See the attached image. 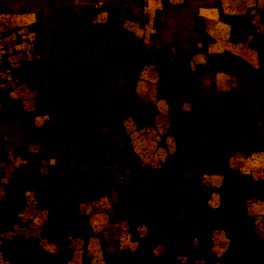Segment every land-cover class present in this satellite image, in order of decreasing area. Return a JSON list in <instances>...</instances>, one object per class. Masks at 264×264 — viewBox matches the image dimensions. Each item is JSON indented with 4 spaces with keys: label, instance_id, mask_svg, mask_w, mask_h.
Returning a JSON list of instances; mask_svg holds the SVG:
<instances>
[{
    "label": "rangeland",
    "instance_id": "374dc122",
    "mask_svg": "<svg viewBox=\"0 0 264 264\" xmlns=\"http://www.w3.org/2000/svg\"><path fill=\"white\" fill-rule=\"evenodd\" d=\"M198 1L0 0V264H264V0ZM145 105L204 171L168 239L114 184Z\"/></svg>",
    "mask_w": 264,
    "mask_h": 264
},
{
    "label": "trees",
    "instance_id": "16d2710c",
    "mask_svg": "<svg viewBox=\"0 0 264 264\" xmlns=\"http://www.w3.org/2000/svg\"><path fill=\"white\" fill-rule=\"evenodd\" d=\"M153 111H155L153 108L149 105H145L141 112V118L146 123L142 127V133L145 138L142 141L145 144V149L142 151L144 153L143 156H150V153L154 154L156 161L149 162V160L146 159L145 161L142 160L141 170L137 171L136 153L139 151V147L136 145L137 142H134V140L132 141V138L126 135L123 137L124 134L119 132L118 138L121 141L114 142L112 145L113 147H119V145H123V140H126V144L125 146L123 145L124 147L121 149L120 153L129 154L130 156L127 157L129 163H125L126 159L115 161L118 162L117 164H121L123 168H119L117 171L119 175L114 179V184L121 192L120 197H126V201L129 203L128 207L124 205V211L126 210L132 215L138 214L139 218L145 220H152V222L146 223L145 225L151 224L153 229L146 226V232L154 235L153 238L168 239L170 238L169 235L174 233L173 231L175 230L174 227L176 223L175 220L172 219L171 221V218H168L170 215L166 214L167 211L164 213V215L166 214L165 216L163 215L160 217L161 214L158 213V207L163 209L165 203H157L154 201V195L158 192V188H160L161 190L159 191L166 192L170 190L174 193L172 197H167L169 201L173 199L178 202L184 200L189 202L195 195L193 192H195L196 189L201 190L204 187V184L200 181L204 171L200 170V165L194 162L193 155L188 153V150L182 149L184 147H180V145L177 144L179 141L173 138L177 130V123L172 119L174 115H172V117L168 115L165 117L163 112L155 111V113H153ZM154 115L155 121L153 120L154 122L151 123V119ZM159 116H163V120H161ZM173 131L175 132L173 133ZM138 133L139 132H137V134ZM97 148L100 152H104L103 148L98 146ZM112 153L113 151L111 150L109 154L114 157L115 155ZM185 154L189 155L187 161H185ZM194 168L199 169L197 174V170ZM99 181L101 182L100 179ZM133 181H135V183ZM184 202L182 203L184 204ZM129 206L132 207L130 208ZM184 213L186 212H180L179 209L176 219H184L186 217ZM189 227V223L177 225V228L182 230L188 229ZM134 231H136L135 227H133L132 232L130 228L128 229V233L131 236L138 235L135 234ZM189 255L192 256L193 254L189 253ZM196 260H201V257L196 255ZM207 262L208 261H204L203 263Z\"/></svg>",
    "mask_w": 264,
    "mask_h": 264
},
{
    "label": "crops",
    "instance_id": "0c3cea01",
    "mask_svg": "<svg viewBox=\"0 0 264 264\" xmlns=\"http://www.w3.org/2000/svg\"><path fill=\"white\" fill-rule=\"evenodd\" d=\"M200 2H201V4H199V5H201L202 7H212V8H216V7H218V6H220L221 4V0H207V2H205V1H203V0H199ZM198 1V2H199ZM196 2H197V0H196ZM24 100H21L20 102H19V106L21 107V108H23V102ZM30 103H31V100H30ZM33 109H36L35 107H33ZM22 110H25V109H22ZM20 111H21V109H20ZM38 111V109H36V112ZM14 125H16L15 124V120H14ZM23 125V124H22ZM27 127H30L29 126V124L27 125ZM44 147V146H43ZM42 147V151L43 152H47L48 153V155H49V157L51 158V160H52V162L50 163L51 165H54V166H57V165H61V164H63L64 163V161L62 160V158L60 157L62 154H61V152H59L60 150H57V149H54V150H52L51 151V149H49V148H43ZM12 152H15V150H11V149H9L8 150V156L10 157V155L12 154ZM15 154V153H14ZM12 156V155H11ZM57 156H58V160H55L54 158H57ZM40 157V156H39ZM39 157H33L32 158V160H27V161H24L25 162V164L26 163H29V162H31V161H33V160H35V159H37V158H39ZM43 159V158H42ZM46 159H48V158H46ZM34 163V162H33ZM43 169H40V170H38V171H42Z\"/></svg>",
    "mask_w": 264,
    "mask_h": 264
}]
</instances>
